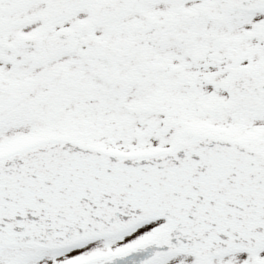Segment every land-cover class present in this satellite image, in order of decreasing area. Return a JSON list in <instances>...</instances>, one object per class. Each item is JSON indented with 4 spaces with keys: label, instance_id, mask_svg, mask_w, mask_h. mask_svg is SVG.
<instances>
[{
    "label": "snow or ice",
    "instance_id": "snow-or-ice-1",
    "mask_svg": "<svg viewBox=\"0 0 264 264\" xmlns=\"http://www.w3.org/2000/svg\"><path fill=\"white\" fill-rule=\"evenodd\" d=\"M0 264H264V0H0Z\"/></svg>",
    "mask_w": 264,
    "mask_h": 264
}]
</instances>
